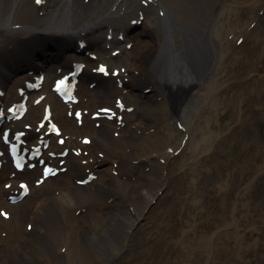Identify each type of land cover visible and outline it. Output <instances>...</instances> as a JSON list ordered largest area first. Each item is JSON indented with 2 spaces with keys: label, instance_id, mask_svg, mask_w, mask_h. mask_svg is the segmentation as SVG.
<instances>
[{
  "label": "bare ground",
  "instance_id": "bare-ground-1",
  "mask_svg": "<svg viewBox=\"0 0 264 264\" xmlns=\"http://www.w3.org/2000/svg\"><path fill=\"white\" fill-rule=\"evenodd\" d=\"M261 1L0 0V112L9 117L0 122V147L11 143L3 140L4 128L12 139L22 135L26 149L48 142L21 171L7 151L0 156V228L7 232L0 230V264H111L169 182L170 202L177 204L178 167L166 172L165 166L182 153L177 163L193 175V188L208 189L225 156L214 160L204 180L196 175L202 163L223 154L209 150L220 139L216 128L234 113V99L248 102L242 74L254 71L248 103L264 110V63H253L262 44L239 60L229 37L249 32ZM79 14L91 23L57 25ZM78 63L77 102L63 101L52 84L61 75L75 77ZM29 85L35 88L30 109L13 119L4 106L27 101ZM253 116L259 133L262 117ZM237 117L244 137L247 115ZM53 121L60 135L47 134ZM262 135L248 146L255 158L264 154L256 150ZM47 168L58 171L37 185ZM263 171L264 157L251 173L239 172L231 191L252 201L256 185L264 187ZM22 182L27 194L11 202ZM139 236L136 247L148 242Z\"/></svg>",
  "mask_w": 264,
  "mask_h": 264
},
{
  "label": "rangeland",
  "instance_id": "rangeland-1",
  "mask_svg": "<svg viewBox=\"0 0 264 264\" xmlns=\"http://www.w3.org/2000/svg\"><path fill=\"white\" fill-rule=\"evenodd\" d=\"M257 8L258 16L254 19L249 21L247 16L244 17L247 22L249 21V32L239 39L238 36L229 35L232 40L230 48L231 53L233 52L240 60L246 57L247 48L255 43L262 44L258 56L253 58V63H264V0ZM253 75L254 71L244 73L241 77L242 81H247L241 84V87L245 91L243 98L248 102L252 96L249 84L255 77ZM235 78L237 79L238 75ZM230 96L233 98L232 93ZM238 96L239 94L236 97ZM234 100L236 103L234 113L226 118L231 117L227 125L223 124L216 128L220 139L215 141L209 150V153H214L216 149H222L223 154H217L209 162L202 163L196 175L198 180H204L207 168L214 164L216 158L225 156L223 165L218 163L214 168L212 177H216V180L207 190L194 189L193 175L186 174L185 169H180L177 163L183 159L184 153L167 162L166 172L171 167H178L176 173L179 174L182 193L176 201L177 204L172 205L170 202L169 182L163 186L161 196L148 208L141 223L134 226L125 250L112 263L264 264V187H260L262 190L260 191L257 187L259 183L256 185L257 192L252 201L251 198L247 200L240 194L236 195L234 190L230 189L234 184L238 186L235 177H241L242 173H251L253 166L257 169L263 162L264 154L255 158L253 156L255 151L248 146H253L251 144L255 134L261 133L264 137V110L259 109L255 102ZM238 108L245 111L240 114ZM243 114L247 115L244 124L249 129L247 132L244 131V137L242 128L236 124L237 116L242 119ZM252 116L255 121L257 117H262L259 133H254ZM238 142H241L239 146L233 148ZM256 150L264 152V144L258 146ZM219 176L222 178L218 179ZM192 189L195 190V195L191 194ZM228 191L232 193L226 194ZM1 215L3 213L0 210ZM0 230L4 236L7 235L3 228ZM139 235L147 237L148 242L136 247L133 242L136 237H140Z\"/></svg>",
  "mask_w": 264,
  "mask_h": 264
}]
</instances>
